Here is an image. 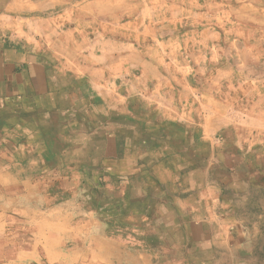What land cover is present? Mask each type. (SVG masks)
I'll return each instance as SVG.
<instances>
[{
    "label": "rangeland",
    "instance_id": "rangeland-1",
    "mask_svg": "<svg viewBox=\"0 0 264 264\" xmlns=\"http://www.w3.org/2000/svg\"><path fill=\"white\" fill-rule=\"evenodd\" d=\"M80 1L62 0V6L45 11L13 14L16 22L13 37L18 39L22 32H26L24 38L32 31L30 23L25 21L20 25L17 19H31L34 22V19L39 17L41 21L38 28L42 27L48 35L51 27L56 31L66 30L72 26V22L58 26L51 19L58 15L67 16ZM151 1L153 3L149 13L163 15L161 18L168 19L162 21L159 27H163L167 34L169 33L168 36L173 38L170 42L150 41L155 43L161 55L156 57L154 50L149 55L148 58L153 59V71L145 77L147 81L144 86L153 91L157 88L159 97L170 95L173 98H190V109L193 112V121L188 126L190 129L200 130L199 118L204 116L216 113L222 119V125L211 134V138L215 141L213 145L223 148L222 155L226 159L222 160L220 169L218 165L207 166L206 182L198 189L199 192L189 191L191 196L188 198H192L189 201L194 213H199L201 217L204 214L203 219L206 222L203 233L191 234L189 238L187 233L175 237L176 242L182 240V253L188 258V262L184 264H264V116L258 115L263 114L262 105L264 106V0ZM118 2L131 14L137 8H133L134 0H117ZM110 16H115V13ZM161 18L159 20H162ZM101 19L103 17L100 15L94 19V27H100ZM9 25L7 22L0 23L2 32ZM201 30L211 33L206 37V42H209L207 47L210 48L199 52L196 44L200 40L185 34ZM39 35L33 32L31 37L37 41ZM108 36L111 37V34ZM165 51L168 55L163 53ZM41 54L50 66H55L51 52ZM167 65L169 72L165 70ZM132 66L126 76L117 77L116 86L127 87L132 79L136 80L141 76L140 69L136 65ZM157 83H160L158 87ZM119 91L125 95L122 89ZM137 92L141 95L126 97L130 105L140 104L144 102L142 96H149L144 90ZM94 95L98 97L96 93ZM67 106L71 110L60 111L54 117L55 124H58L66 113L73 112L83 118L84 114L78 110L77 102H71ZM0 111H5V107L1 106ZM108 114L94 110L88 115L90 123L86 125V128L95 130L103 126L98 124L100 118L106 126L108 125L107 130L113 132V128H116V133L123 135L117 137L110 133L111 137L105 142H108L106 149L91 151L94 159H99L102 154L106 155L102 170L86 165L83 148L66 149L65 146H59L69 142L75 143L72 130L67 140H59L53 134L47 133L46 143L39 145L33 136L27 134V144H33V149L26 145L23 148L9 146L7 140L11 139L5 133H0V196L5 190L9 191L12 199L7 204L8 208L27 207L31 204L28 195L39 191L37 196L40 198V204L37 202L36 206L40 205L42 209L57 208L71 213L75 222L89 224L93 217H102L110 219L115 227L130 223L137 227V221L126 219V209L134 204L128 200L133 201V198L119 197L117 191L121 188L107 192L104 183L96 178L109 172L110 179L118 181L140 166L141 159H145L141 152L134 147L120 150L118 145H130V142L135 140L134 135L142 121L139 122L138 118L129 120ZM130 116L134 117L132 114ZM0 125L4 126L2 122ZM67 127L75 129L76 125L71 122ZM260 131L263 134L260 135ZM86 143L81 144L84 147ZM88 143L101 144L102 141L98 142L92 137ZM64 161H70L73 167L67 169L63 165ZM91 169L94 178L88 181L83 178V172ZM151 169L152 175L149 178L145 175L138 178L130 176L132 195L135 194L134 190L148 187L144 185L145 180L157 182L161 188L164 185L167 188V180L172 178L190 188L196 187L198 183L195 177H198L199 173L196 172L192 176L191 167L181 170L177 166L176 157L157 162ZM5 175H20L24 182L8 183L9 181H5ZM37 175H42L41 179L36 181L34 178L35 182H31V178ZM64 177L72 178L75 182L63 180ZM106 182L105 180V184ZM108 185L116 188L115 184L108 182ZM154 189L152 196L158 191V188ZM170 199L174 202V198ZM38 217V214H0V226L5 224L4 230H0V264H5L2 260L12 255L18 264L21 257H17V254L23 251L34 254L30 257H36L38 251V256H41V247L37 245L40 235L35 229L36 226L32 225L40 223ZM48 217L46 221L49 220ZM177 219L178 216L170 217L173 222ZM182 220L184 225L190 224L185 216L181 217ZM190 221L192 222L191 219ZM49 233L51 232L48 231L47 234ZM111 239L124 242L128 237L116 232ZM184 246H189V249H184ZM23 264L47 263L43 260H26Z\"/></svg>",
    "mask_w": 264,
    "mask_h": 264
},
{
    "label": "crops",
    "instance_id": "crops-1",
    "mask_svg": "<svg viewBox=\"0 0 264 264\" xmlns=\"http://www.w3.org/2000/svg\"><path fill=\"white\" fill-rule=\"evenodd\" d=\"M134 2L133 8H137L131 14L124 5L117 3V0H81L67 16L58 15L51 19L58 26L68 22H72V26L64 31H56L51 27L49 35L42 27L38 28L41 21L39 17L34 19V22L31 19H17L20 25L25 21L30 23L32 29L24 38L26 32H22L17 39L13 37L16 23L13 14L45 11L62 6V0H0V23L10 24L4 32L0 29V107H5V111H0V122L4 125H0V133H5L11 139L7 140L9 146L23 148L26 145L33 149V144H27V134L33 136L39 145L46 143L47 133L53 134L59 140H67L72 130L75 143L69 142L59 146H65L66 149L83 148L86 165L95 166V169L99 170L103 168L106 155L102 154L99 159H94L91 151L106 149L108 142H105L111 137L110 133L117 137L123 136L116 133V128H113V132L107 130L108 125L106 126L100 118L98 124L103 126L95 130L86 128L90 123L88 115L94 110H101L117 115L118 118H138L139 122L142 121L134 135L135 140H132L130 145L120 143L118 149L134 147L145 157L141 159L139 167L121 180L110 179L109 172L96 178L104 183L107 192L121 188L117 191L119 197L133 198V201L128 200L134 204L126 209V219L137 221V227L131 223L115 227L110 219L102 217H93L89 224L75 222L71 213L57 208L42 209L40 205L36 206L35 203L40 201L37 196L39 191L28 195L31 204L27 207L9 209L7 204L12 196L5 190L0 196V214L39 215L40 223L32 225L36 226L35 229L40 235L37 245L41 247V256H38V251L36 257H30L34 254L23 251L17 254V257H21L18 264H23L26 260H43L47 264H184L188 262V258L182 253V240L176 242L175 237L187 233L189 238L191 234L203 233L206 222L203 219L204 214L201 217L199 213H194L189 201L192 198L188 197L191 196L190 190L197 193L201 185L205 184L207 166L218 165L220 169L222 160L226 159L222 155L223 148L213 145L215 141L211 138V134L222 125V119L216 113L204 116L199 118L200 130L190 129L188 126L193 121L190 98H173L170 95L159 97L157 88L153 91L144 86L147 81L145 77L153 71V59H149V55L153 50L156 57L161 55L155 43L150 41L170 42L173 37L170 38L169 33L159 27L162 21L168 19L161 18L163 15L149 13L153 3L151 0ZM113 13L115 16H110ZM98 15L103 19L99 22L100 27H94V19ZM33 32L38 35L41 32L37 41L31 37ZM210 34L201 30L185 35L200 40L196 45L197 50L201 52L210 48L207 47L209 42H206V37ZM150 43L151 45H146ZM41 52L52 53L54 67L47 63ZM163 53L168 55L166 51ZM132 65L140 69L141 76L136 80L132 79L127 87L116 86L117 77L126 76ZM168 69L167 65L166 72H169ZM166 80L168 81L167 78ZM159 85L160 83H157L156 87ZM120 89L124 91V96ZM137 90H144L149 96H142L144 102L140 104L130 105L126 97L141 95L142 92ZM262 100L264 101V98ZM71 102L79 104L78 110L84 114L83 118L73 112L66 113L59 123L55 124L54 117L60 111L71 110L67 106ZM262 109L264 114L263 105ZM131 114L134 117H131ZM263 114L258 115L262 117ZM252 117L253 115L250 118ZM71 122L75 123V129H68L67 125ZM259 134L263 132L260 131ZM92 137L102 143L89 144L88 141ZM255 138L253 137V140ZM82 142H87L84 144L86 146L83 147ZM223 154L225 155L224 152ZM170 157L177 158V166L181 170L191 167L192 176L196 172L199 173V176L195 177L198 180L196 187L184 186L174 178L167 180V188L165 185L161 188L157 182L145 180L144 185L148 187L134 190L136 195L131 194L130 176L138 178L145 175L149 178L152 175L151 168L157 162H164ZM63 165L67 169L73 167L70 161H64ZM215 170L214 168V174ZM83 174V178L88 181L94 178L92 169ZM5 176L8 183L24 182L20 175ZM41 176L31 178V182H35L34 178L39 181ZM62 179L75 182L72 178ZM108 182L115 184L116 188L110 187ZM154 188H158V191L152 196ZM185 189L187 191H184ZM171 216H178L179 219L173 222L170 220ZM184 216L190 222L188 226L181 221ZM3 226H0L1 232L4 230ZM48 231L51 233L47 234ZM116 232L128 237V240L122 242L111 239ZM186 248L189 249V246ZM186 248L184 246V249ZM188 254L189 250L186 252L187 256ZM2 262L17 264L14 255L6 256Z\"/></svg>",
    "mask_w": 264,
    "mask_h": 264
}]
</instances>
